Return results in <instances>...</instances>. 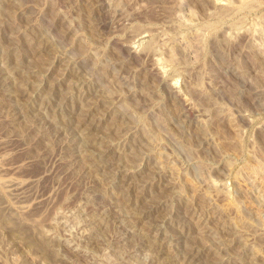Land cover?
I'll use <instances>...</instances> for the list:
<instances>
[{"label":"rangeland","instance_id":"rangeland-1","mask_svg":"<svg viewBox=\"0 0 264 264\" xmlns=\"http://www.w3.org/2000/svg\"><path fill=\"white\" fill-rule=\"evenodd\" d=\"M0 264H264V0H0Z\"/></svg>","mask_w":264,"mask_h":264},{"label":"bare ground","instance_id":"bare-ground-1","mask_svg":"<svg viewBox=\"0 0 264 264\" xmlns=\"http://www.w3.org/2000/svg\"><path fill=\"white\" fill-rule=\"evenodd\" d=\"M21 113H19V114H24L23 116H25V111L27 112V106H26V104L25 103H20L19 104V107L17 108ZM34 120V119H33ZM31 121V123H30V125L32 126H35V124H36V120L35 121ZM69 143V142H68ZM64 144V143H63ZM80 148H82V147H80ZM82 150V149H81ZM81 150H80V152H81ZM72 152V151H71ZM86 152V151H85ZM81 154V153H80ZM75 155L73 154V153H70L69 154V157H68V161H67V163H68V165L70 166V167H73V169L76 167V161H78V160H75L74 158H76V157H74ZM87 156H89V155H87ZM79 157V156H78ZM82 157H83V154H82ZM81 157V158H82ZM85 157V156H84ZM78 159V158H77ZM80 162V161H79ZM82 162V161H81ZM91 162V161H90ZM84 165H87L89 168L90 167H92L94 164L93 163H88V162H86V160L84 161V162H82ZM92 165V166H91ZM79 167V166H78ZM83 168H84V166H82ZM86 167V166H85ZM93 168H94V166H93ZM77 169H82L81 167H79V168H77ZM92 169V168H91ZM34 179V178H33ZM15 182H19V181H15ZM22 184V183H21ZM8 187H10V188H12V187H14V189L15 190H20L21 191V185L20 184H16V183H14V181H8ZM16 187V188H15ZM23 191V190H22ZM21 191V192H22ZM21 192H19L18 193V196H19V194L21 193ZM22 194V193H21ZM24 194V193H23ZM22 196V195H21ZM18 198V197H17ZM24 204V203H23ZM18 207V206H17ZM20 209V211H21V213H23L24 212V210H25V206L24 205H20L19 207H18V210ZM27 209V208H26ZM23 211V212H22ZM26 211V210H25Z\"/></svg>","mask_w":264,"mask_h":264}]
</instances>
